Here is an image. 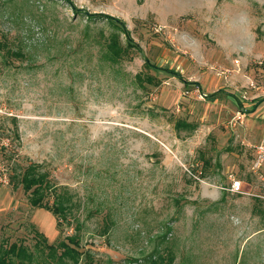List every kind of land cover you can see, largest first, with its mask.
<instances>
[{
  "label": "rangeland",
  "instance_id": "374dc122",
  "mask_svg": "<svg viewBox=\"0 0 264 264\" xmlns=\"http://www.w3.org/2000/svg\"><path fill=\"white\" fill-rule=\"evenodd\" d=\"M263 98L264 0H0V247L60 264L40 232L76 236L78 264H264ZM30 163L65 220L29 204Z\"/></svg>",
  "mask_w": 264,
  "mask_h": 264
},
{
  "label": "trees",
  "instance_id": "16d2710c",
  "mask_svg": "<svg viewBox=\"0 0 264 264\" xmlns=\"http://www.w3.org/2000/svg\"><path fill=\"white\" fill-rule=\"evenodd\" d=\"M114 20H111V22ZM114 22H117L116 20ZM121 29V28H120ZM124 32V30H123ZM125 33V32H124ZM126 34V33H125ZM128 38V37H127ZM106 49L111 56L110 58L118 59L123 55H127V48L122 47L118 40L117 35L112 34L106 43ZM8 54H11L7 51ZM15 55H20V53H13ZM147 68H152L157 71L170 72L167 69H162L151 64L148 60H145ZM172 74H175L171 72ZM179 79L180 76L175 74ZM147 81L151 82V78L148 77ZM187 83L186 81H183ZM192 83V82H191ZM189 82V84H191ZM194 84V83H193ZM196 84V83H195ZM236 102L237 105L242 108L240 99L235 94H230ZM214 94L208 96V98H213ZM264 99V98H263ZM261 100H258V102ZM257 103L254 104L255 108ZM180 125V124H179ZM180 129V127H179ZM19 183L22 185V188L25 193L29 196V204L33 208H45L50 210L56 217H61L63 220L66 219L68 207L64 206L62 199L59 195H54V200L51 204L46 201L50 195H53L55 191L53 190V185L48 179L47 172L42 170V165L37 163H30L26 168L23 169L19 177ZM57 226H60V222L57 221ZM37 236L40 238L34 244L36 251L44 253V250L47 251L45 254L49 258L57 257V261L60 264H78L82 256V252L79 250V241L76 236L68 237L67 240H61L56 245L48 244L44 236L37 232ZM88 257V256H87ZM34 254L32 250H29L23 244L11 243L8 246L0 247V264H32ZM90 259V256L88 257ZM173 256H168L164 258L158 256L156 259L151 260L150 264H173Z\"/></svg>",
  "mask_w": 264,
  "mask_h": 264
},
{
  "label": "built area",
  "instance_id": "2783aa9c",
  "mask_svg": "<svg viewBox=\"0 0 264 264\" xmlns=\"http://www.w3.org/2000/svg\"><path fill=\"white\" fill-rule=\"evenodd\" d=\"M255 153L256 157L253 164V169L259 170L262 166H264V144L261 143L257 146H255ZM230 184L228 187H226L224 190L229 192L232 195H247V192L245 191L243 183L235 178V176L230 175L229 176ZM0 183L6 184L7 180L5 177L0 175Z\"/></svg>",
  "mask_w": 264,
  "mask_h": 264
},
{
  "label": "crops",
  "instance_id": "0c3cea01",
  "mask_svg": "<svg viewBox=\"0 0 264 264\" xmlns=\"http://www.w3.org/2000/svg\"><path fill=\"white\" fill-rule=\"evenodd\" d=\"M251 126H252V128H249V130H251V132H252V130H253L254 127H253V125H251ZM262 129L264 130V128H262ZM253 164H254V161L253 162L251 161V165H252L251 166V171L254 174H256L259 170L253 169ZM202 195H203V197H205L206 199H208L210 202H213V201L218 200L221 194H220V192L215 191V190H213V189H211L209 187H203V189H202Z\"/></svg>",
  "mask_w": 264,
  "mask_h": 264
}]
</instances>
